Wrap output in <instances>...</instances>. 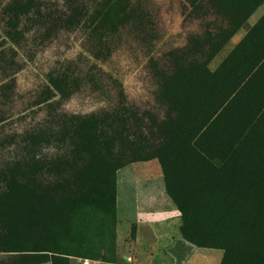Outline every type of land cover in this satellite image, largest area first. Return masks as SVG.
<instances>
[{
  "label": "trees",
  "instance_id": "trees-1",
  "mask_svg": "<svg viewBox=\"0 0 264 264\" xmlns=\"http://www.w3.org/2000/svg\"><path fill=\"white\" fill-rule=\"evenodd\" d=\"M143 17V8L132 0H8L0 5L1 40L9 51H19L29 61L36 50L47 46L60 33L82 27L87 38L81 51L90 72L85 79L91 88L100 90L101 85H106V93L116 96V104L109 110L64 114L63 102L79 89L82 79L73 75L68 62L57 63L56 69L46 73L43 88L33 103L16 113L26 116L35 110L45 115L42 126L46 128L30 129L24 134L23 147L34 143L38 134L46 133L49 144H60L73 151L80 149L97 165L112 172L135 161L157 159L165 190L180 213L182 239L199 248L220 250V264H251L253 250L249 247L209 241L227 234L217 233L219 229H215L216 233L203 231V228L211 229L212 223L202 220L208 218L202 212H210L208 207H228L224 210L230 212L234 209L231 207L244 205L249 207V216L255 215L247 218L249 223L264 220V125L263 129L258 125L256 137L242 129L237 139L228 135L225 139H204L213 123L201 132L210 117L203 120L195 113L201 98L191 70L204 72L208 60L190 57L192 44L182 51L171 49L160 58L149 56L154 104L149 111L141 112L127 105L120 83L101 67L115 48L110 38L119 36L123 29L140 26ZM2 50L0 65L5 69L10 65L5 62ZM15 73H4L0 79V126L15 116L8 114L11 111L8 103L14 97ZM156 109L160 110L159 115ZM25 157H28L26 150ZM34 160V156L28 157L25 165ZM10 184L0 183V199L14 195ZM20 184L30 188L26 185L30 183ZM75 194L80 202L86 191ZM0 222V237H3L6 229ZM203 222L208 224L203 226ZM223 222V228H229L227 220ZM27 251L0 245V264L47 262L27 263L25 260L34 256L26 254Z\"/></svg>",
  "mask_w": 264,
  "mask_h": 264
},
{
  "label": "rangeland",
  "instance_id": "rangeland-1",
  "mask_svg": "<svg viewBox=\"0 0 264 264\" xmlns=\"http://www.w3.org/2000/svg\"><path fill=\"white\" fill-rule=\"evenodd\" d=\"M6 1L0 0V5ZM132 1H138L143 8V24L123 29L119 31V36L110 38L115 48L101 68L120 83L127 105L141 112L149 111L154 104L151 96L154 84L147 64L149 56L160 58L171 49H177L182 32L176 15L169 11L166 4H158L155 9L149 0ZM82 30L78 27L60 33L47 46L36 50L32 61L26 60L19 51H14V55L0 38L5 62L10 65L5 69L4 65H0V79L4 73L16 72L14 97L8 103L11 109L8 114L15 116L0 126V183H12L10 190L14 194L0 199V221L6 229L4 236L0 237V245L34 254L25 260L27 263L82 264L86 260L87 264H90L89 261L94 264H119L123 255L115 253V236L124 232L127 234L129 230L127 225L116 229V188L133 183L134 190L139 188L143 189L141 193H148L149 171L151 182L158 180L154 167L149 170V160L129 163L115 172L108 171L80 149L73 151L60 144H49L46 133L38 134L35 142L24 149V134L30 129L46 128L42 126L45 115L43 111L35 110L26 116L16 113L33 103L43 88L46 73L56 69L58 64L68 62L73 75L82 79L79 89L63 102L64 114L97 113L111 109L115 103V94L106 93V85L95 90L85 79L90 72L81 51L87 38ZM159 112L157 110L158 115ZM81 130L84 133V129ZM25 150L28 157L35 158L28 166L25 165L28 158L25 157ZM19 183H30L26 184L30 188ZM76 191H86L85 198L80 202ZM208 208L210 212H202L208 218L202 220L208 219L212 228H203V231L216 233L215 229H219L217 233L227 234L212 237L209 241L249 247L253 250L251 264H264V220L249 223L247 218H254L255 215L249 216V207L244 205L231 207L234 209L230 212L224 210L228 207ZM126 214L129 212L126 211ZM223 219L229 225L226 230L222 225L225 223ZM204 222L203 226L208 224ZM244 228L247 229L243 231ZM198 253L207 256L202 261L204 264H214L220 257L217 250L203 249ZM125 264L132 262L126 261Z\"/></svg>",
  "mask_w": 264,
  "mask_h": 264
},
{
  "label": "crops",
  "instance_id": "crops-1",
  "mask_svg": "<svg viewBox=\"0 0 264 264\" xmlns=\"http://www.w3.org/2000/svg\"><path fill=\"white\" fill-rule=\"evenodd\" d=\"M149 4L155 9L166 4L176 15L182 32L178 50L192 44L190 57L208 60L204 72L191 70L201 98L195 113L203 120L210 117L201 132L213 123L204 139L226 135L237 139L242 129L256 137L258 125L261 129L264 125V0H149ZM151 167L158 180L152 183L149 171L148 193L134 190L133 183L116 188V229L127 225L129 230L115 236V253L123 255L119 264H204L207 256L199 250L216 249L182 239L180 213L165 190L157 159L149 160ZM217 251L220 257L214 264L222 259Z\"/></svg>",
  "mask_w": 264,
  "mask_h": 264
},
{
  "label": "built area",
  "instance_id": "built-area-1",
  "mask_svg": "<svg viewBox=\"0 0 264 264\" xmlns=\"http://www.w3.org/2000/svg\"><path fill=\"white\" fill-rule=\"evenodd\" d=\"M82 264H87V261H86V260H84Z\"/></svg>",
  "mask_w": 264,
  "mask_h": 264
}]
</instances>
